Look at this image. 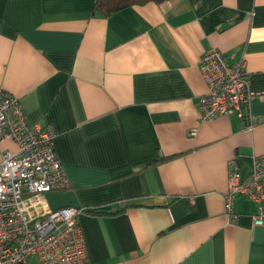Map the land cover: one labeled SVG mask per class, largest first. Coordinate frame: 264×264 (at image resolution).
<instances>
[{
  "label": "crops",
  "instance_id": "0c3cea01",
  "mask_svg": "<svg viewBox=\"0 0 264 264\" xmlns=\"http://www.w3.org/2000/svg\"><path fill=\"white\" fill-rule=\"evenodd\" d=\"M96 0H0V87L30 126H52L70 187L46 194L78 217L84 264H264V225L239 197L264 155V0H168L94 14ZM217 49L245 61L258 120H200V71ZM197 130L195 136L191 130ZM3 150L17 151L12 140Z\"/></svg>",
  "mask_w": 264,
  "mask_h": 264
},
{
  "label": "built area",
  "instance_id": "2783aa9c",
  "mask_svg": "<svg viewBox=\"0 0 264 264\" xmlns=\"http://www.w3.org/2000/svg\"><path fill=\"white\" fill-rule=\"evenodd\" d=\"M200 71L208 92L200 99V120L236 114L252 129L258 120L250 105L261 93L252 91L245 61L230 64L217 49L204 53ZM197 130L190 131L195 136ZM52 126H30L17 97L0 87V264H84L87 251L78 217L83 208L52 209L46 194L70 187L54 146ZM12 140L17 151L3 150ZM255 203L256 226L264 225V155L253 157L250 178L242 181L232 167L225 212L232 219L237 198Z\"/></svg>",
  "mask_w": 264,
  "mask_h": 264
},
{
  "label": "trees",
  "instance_id": "16d2710c",
  "mask_svg": "<svg viewBox=\"0 0 264 264\" xmlns=\"http://www.w3.org/2000/svg\"><path fill=\"white\" fill-rule=\"evenodd\" d=\"M166 1L168 0H96L93 12L109 17L134 5H143L148 2L161 4Z\"/></svg>",
  "mask_w": 264,
  "mask_h": 264
}]
</instances>
